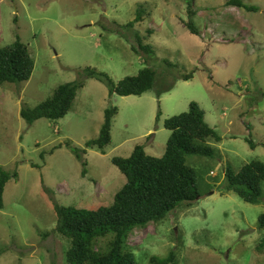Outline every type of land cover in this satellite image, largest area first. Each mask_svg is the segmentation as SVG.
<instances>
[{
  "label": "rangeland",
  "instance_id": "374dc122",
  "mask_svg": "<svg viewBox=\"0 0 264 264\" xmlns=\"http://www.w3.org/2000/svg\"><path fill=\"white\" fill-rule=\"evenodd\" d=\"M228 1L0 0V47L19 38L35 59L28 81L0 86V165L18 172L6 184L0 209V264H66L68 241L50 233L57 224L55 201L87 209L112 204L126 182L112 158L129 157L137 145L161 157L171 134L165 119L187 111L191 101L222 137L210 141L213 157H188L200 198L162 222L134 229L128 243L138 264L174 249V264H264L257 250L264 203L228 191L225 178L228 167L264 162V0H243L257 10ZM140 7L143 21L126 28ZM190 9L197 12L198 34L184 23ZM147 66L156 82L142 95H110L103 81L87 76L91 68L117 82ZM80 79L86 85L66 116L32 124L22 117L23 107ZM109 106L118 107L111 143L104 150L87 148L99 137ZM75 147L86 149L85 166Z\"/></svg>",
  "mask_w": 264,
  "mask_h": 264
},
{
  "label": "trees",
  "instance_id": "16d2710c",
  "mask_svg": "<svg viewBox=\"0 0 264 264\" xmlns=\"http://www.w3.org/2000/svg\"><path fill=\"white\" fill-rule=\"evenodd\" d=\"M227 4L247 10L258 9L247 5L243 0H229ZM196 14L190 9V19L184 22L193 34L199 33L192 20ZM143 19L144 10L140 7L135 19L125 27H134ZM134 49L139 51L135 47ZM139 49L148 54L153 53L149 44L140 43ZM34 69L35 59L29 45L19 38L10 45L0 47V86L26 82ZM87 69L88 78L103 81L108 86L110 95H142L152 90L156 82V72L150 66L117 82L108 73ZM192 77L191 72L183 75L184 80ZM85 85V79L61 84L51 96L35 107H23L21 115L30 124L41 118L60 119L69 113L78 91ZM160 95L158 92V96ZM117 113V106L106 108L99 137L87 141V148L104 150L111 143L112 122ZM160 117L161 111L157 114V121ZM164 126L171 134L161 157L148 154L144 145H137L129 157L112 158L113 164L126 177L125 184L114 196L112 204L87 209L65 206L55 201L57 224L50 233H59L68 241L66 264H138L136 254L128 243L131 232L151 222H162L182 204H192L200 198L198 173L188 163V157H213L215 150L210 141L219 142L222 137L207 122L205 111L197 101H191L187 111L165 119ZM74 153L85 166L83 154L86 149L75 147ZM82 174L86 176V168ZM14 177H18L17 170L10 172L0 165V209L4 207L6 184ZM225 178L228 191H234L248 203H264V162L253 159L237 171L228 167ZM258 222L259 229L264 230V212L260 214ZM257 250L264 252V238L259 242ZM1 255L2 251L0 257ZM176 259L174 249L165 257L152 255L150 264H174Z\"/></svg>",
  "mask_w": 264,
  "mask_h": 264
}]
</instances>
